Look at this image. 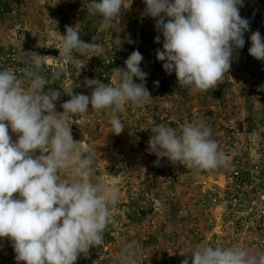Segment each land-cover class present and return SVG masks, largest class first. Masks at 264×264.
<instances>
[{"label": "rangeland", "instance_id": "374dc122", "mask_svg": "<svg viewBox=\"0 0 264 264\" xmlns=\"http://www.w3.org/2000/svg\"><path fill=\"white\" fill-rule=\"evenodd\" d=\"M88 3L0 0V70L22 77L21 52L47 56L41 75L49 79L45 91L61 93L58 113L71 93L91 94L85 78L113 83L114 68L125 67L133 51L143 56L140 68L147 73L145 86L151 98L143 107L127 103L117 113L124 125L120 135L111 133L105 110L95 112L89 105L88 113L70 117L73 139H84L92 149L93 182L115 181L112 186L119 193L112 209L114 223L104 230L103 243L81 254L75 264H113L122 244L132 241L139 264H181L186 258L191 264L190 253L203 244L264 253V61L248 52L253 32L264 37V0H243L240 15L250 25L244 47L234 53L232 66L217 87L200 93L179 86L175 73L167 74L157 60L163 37L155 20L143 14L144 0H124L119 33L102 29ZM67 26H74L84 42L100 44L98 57L74 54L65 62L57 46ZM117 35L119 47L114 46ZM157 35L160 43L154 42ZM58 68L62 74L52 80ZM134 83L140 81L134 78ZM196 119L211 127L212 138L227 156L226 165L197 171L167 158L156 164V155L148 151L150 128L164 124L179 130ZM9 134L17 139L11 129ZM59 175L66 182L72 179L70 170ZM0 264H17L8 238H0Z\"/></svg>", "mask_w": 264, "mask_h": 264}, {"label": "clouds", "instance_id": "9594fccd", "mask_svg": "<svg viewBox=\"0 0 264 264\" xmlns=\"http://www.w3.org/2000/svg\"><path fill=\"white\" fill-rule=\"evenodd\" d=\"M144 3L143 14L155 20L163 37L156 58L163 62L165 72H174L178 85L192 93L216 88L229 72L234 53L244 47V34L250 31L249 20L240 15L243 0ZM125 8L124 0L88 3L89 13L99 17L100 27L116 33L122 31L119 20ZM161 35L154 42L160 43ZM250 41L249 55L264 61V37L256 31ZM121 45L117 35L114 46ZM57 49L69 62L74 54L98 57L102 46L84 42L74 26H67ZM46 57L21 52L22 77L12 70H0V238L11 241L17 264H75L81 254L103 243L104 230L114 223L112 209L119 193L112 186L115 181L93 182L92 149L84 139H73L70 117L88 113L89 105L95 112L105 110L111 133L120 135L124 125L117 113L127 103L143 107L151 98L145 86L147 73L140 68L143 56L136 50L125 60V67L113 69V83L85 78L91 94H68L71 98L58 113L56 101L61 93L44 90L49 84L41 75ZM61 74L58 68L51 79ZM134 78L140 83H134ZM9 129L17 134L15 141ZM150 131L148 151L156 155V164L167 158L200 171L227 163V156L212 138L211 127L202 120L185 123L179 130L156 124ZM69 170L72 179L66 182L59 173ZM190 257L191 264H264V253L242 246L197 245ZM113 264H139L136 242H124ZM181 264H189V259Z\"/></svg>", "mask_w": 264, "mask_h": 264}]
</instances>
